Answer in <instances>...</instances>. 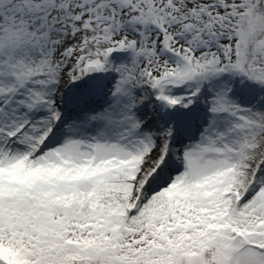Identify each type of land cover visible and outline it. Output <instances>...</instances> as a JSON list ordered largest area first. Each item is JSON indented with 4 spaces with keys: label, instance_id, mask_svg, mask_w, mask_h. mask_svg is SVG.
Here are the masks:
<instances>
[{
    "label": "snow or ice",
    "instance_id": "6c2138e0",
    "mask_svg": "<svg viewBox=\"0 0 264 264\" xmlns=\"http://www.w3.org/2000/svg\"><path fill=\"white\" fill-rule=\"evenodd\" d=\"M0 264H264V0H0Z\"/></svg>",
    "mask_w": 264,
    "mask_h": 264
}]
</instances>
